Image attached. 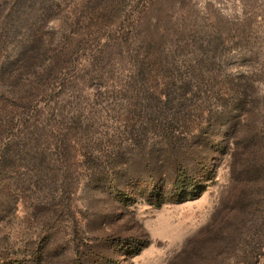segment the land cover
<instances>
[{
    "label": "rangeland",
    "instance_id": "374dc122",
    "mask_svg": "<svg viewBox=\"0 0 264 264\" xmlns=\"http://www.w3.org/2000/svg\"><path fill=\"white\" fill-rule=\"evenodd\" d=\"M15 10V42L0 35V264H264V0H24ZM200 44L223 75L197 96L160 98L166 86L178 96L170 75L184 76ZM164 54L177 69L159 66ZM143 62L155 70L145 84L131 78ZM61 68L53 84L84 79L66 84L74 97L55 117L38 106ZM240 71L260 94L245 120L219 85ZM178 100L187 108L165 130L170 147L153 124ZM182 171L193 186L177 202Z\"/></svg>",
    "mask_w": 264,
    "mask_h": 264
},
{
    "label": "trees",
    "instance_id": "16d2710c",
    "mask_svg": "<svg viewBox=\"0 0 264 264\" xmlns=\"http://www.w3.org/2000/svg\"><path fill=\"white\" fill-rule=\"evenodd\" d=\"M24 0H14V3L11 4V7H7V6H2L0 4V35L3 36H8L9 39L12 40V42H15L16 39V34L14 33V30H17V33L20 31L22 24H21V18H20V11L15 10L16 7L20 6L22 4ZM1 2V0H0ZM17 12L19 14H17ZM14 29V30H12ZM11 30V32H10ZM7 31L10 32L7 34ZM13 31V33H12ZM11 42V41H10ZM26 53V52H25ZM24 53V54H25ZM165 56L160 57L162 58L161 61L159 62V66L165 67V65L167 64L175 69H177L174 65H173V60L174 58H172L173 62H169L170 56L164 54ZM165 59V60H164ZM217 58L214 56H211L208 54L207 51V46L204 44H200V48H199V55L198 57H188L187 59H185V64L184 69L186 70L185 74L183 77H181L182 75H180L179 77H176L174 74L170 75V80L172 79L174 83H178V84H174V86L177 87V90L180 91V93H178L176 96V92H173L174 88H170V87H165L166 91L164 93H160V98H164V97H170L174 94L173 99H186V96H188V94L197 96V92L199 91H203V92H207L210 91V89H206L203 90V88L201 87L203 86H211L213 85V80L217 79L216 76H221L223 75V73H216V70L211 68L210 64L211 61L216 60ZM139 61V59L137 60ZM93 64V63H92ZM144 62L142 63L141 67H139V69L135 70V74H131V78H133L134 80L138 81V82H143L145 84V82L147 83V81H150L149 79H145L147 76H151L152 73L155 72L154 68L153 69H149V67H143ZM64 68V67H62ZM60 69L57 73L58 75H56L55 77H50V81L48 84V91L51 90L50 94H46L47 91H45L44 89L42 90V94H43V100H47L49 102L45 103L44 105L40 104L38 107L45 109L47 106L49 107V109L52 111V114L56 117V116H62L65 112L64 109H62L63 107V103L70 98H73L74 96H72V90L70 91V88L66 87L67 83H71L72 79H77V80H83L84 77H79L77 75H69L68 73L64 75V78L62 79L63 81L57 82L56 84H53L54 79L59 78V76L61 74H64V69ZM135 68H137L135 66ZM152 77V76H151ZM258 79L253 78V76H251L250 72L248 71H240L239 73H227L225 75V78L222 81V84H219L221 87V90L223 93H225L227 97L230 96V102L228 103V105H232L233 106V111H235L236 114V118L240 119V120H245L246 116H247V106L249 105V103H254L255 101H260V94L259 92L255 89V85ZM116 82V81H113ZM252 82V85L254 87V94H250L248 93L247 89L249 87V83ZM113 84H118L121 85V83H113ZM127 85V84H126ZM123 87V86H122ZM138 90L141 92L145 90V88L139 87ZM150 90V89H148ZM163 90V89H162ZM142 96V95H141ZM181 100H178L177 106H174L172 108H170V112L169 114L166 115L164 121L163 120H156V127L153 124L154 128L160 132L161 129H163L162 131H164V134L167 138V136H169L165 130H169V129H173L175 127V125L179 122L178 120V115L179 116H183L180 115L182 112H184V110L187 108L185 107L184 104L180 103ZM262 109L264 110V104H262ZM40 109H39V113H37V116L39 114L40 119L42 118V115L40 113ZM77 112V111H76ZM177 115V116H176ZM43 117H46L45 115H43ZM29 119V118H28ZM38 120V119H37ZM27 123L29 120H26ZM234 122V121H233ZM241 122V121H240ZM34 124V125H33ZM232 124V123H231ZM144 125H142L143 128ZM30 127H34L35 130H44V126H37L35 121H33L30 125ZM51 125L48 127L50 128ZM53 129H55V126L53 124ZM52 129V130H53ZM145 129V128H144ZM177 130V128L175 129ZM25 143L26 141L29 142L30 140H33V136H29L28 134H25ZM166 145L170 146V147H175L176 146V141L174 136L170 135L169 138H167V141H165ZM12 144V143H11ZM7 145H10V142L7 143ZM183 173L179 174L177 179L175 180L173 187L176 189V193H172L173 195H180L181 197L178 199L177 202H184L188 199V196H190L191 192H192V186L193 183H191V178L189 177V175H187V173L185 171H182ZM157 192V189L150 191V196H154V194ZM153 193V194H152ZM167 201L166 197H163L162 200H160L158 203H153V204H157L158 206H161L163 203H165Z\"/></svg>",
    "mask_w": 264,
    "mask_h": 264
}]
</instances>
